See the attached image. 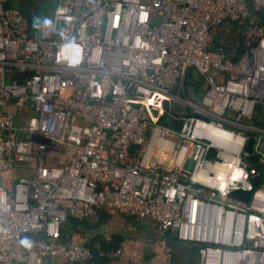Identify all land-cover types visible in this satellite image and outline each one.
I'll use <instances>...</instances> for the list:
<instances>
[{"label":"built area","instance_id":"obj_1","mask_svg":"<svg viewBox=\"0 0 264 264\" xmlns=\"http://www.w3.org/2000/svg\"><path fill=\"white\" fill-rule=\"evenodd\" d=\"M258 110L264 0H56L40 25L0 0V264L84 263L89 238L61 229L96 210L174 232L196 264H264Z\"/></svg>","mask_w":264,"mask_h":264},{"label":"crops","instance_id":"obj_2","mask_svg":"<svg viewBox=\"0 0 264 264\" xmlns=\"http://www.w3.org/2000/svg\"><path fill=\"white\" fill-rule=\"evenodd\" d=\"M34 7V14L42 13V5ZM81 223L69 228L67 239L89 238L91 258L82 264H196L199 260L197 246L179 242L172 231L162 233L148 220L96 210ZM46 264L70 263L48 259Z\"/></svg>","mask_w":264,"mask_h":264},{"label":"trees","instance_id":"obj_3","mask_svg":"<svg viewBox=\"0 0 264 264\" xmlns=\"http://www.w3.org/2000/svg\"><path fill=\"white\" fill-rule=\"evenodd\" d=\"M46 1H49V2L51 1L55 4L56 0H26V1H23L22 3H19V5H17L15 8H17L29 20L30 24L34 25V24H36V22L39 21V18L41 16V12L40 13L37 12L38 14H34L35 12L32 10V8L34 6H35L34 8H36V6H38V4L43 5V3H45ZM9 5H10V3H9ZM188 78L190 79L191 76H189ZM259 113H260V110H258L256 112L255 118L253 121H255V123L259 127H263L264 122L260 118ZM81 221L82 220L78 221V220H74V219L68 220L66 225L61 229L62 241H68L69 240V239H67V235H70L69 228H72L74 230L76 226L82 224ZM41 238H43V237H41Z\"/></svg>","mask_w":264,"mask_h":264},{"label":"rangeland","instance_id":"obj_4","mask_svg":"<svg viewBox=\"0 0 264 264\" xmlns=\"http://www.w3.org/2000/svg\"><path fill=\"white\" fill-rule=\"evenodd\" d=\"M23 1L26 0H9V3L11 6L16 7L17 5H19V3H22ZM55 8V4L53 2H49L46 1L43 5H42V13L41 16L39 18V23L37 24H47L46 21L48 23H50L52 21L53 18V11ZM190 81L192 83L191 86L185 85L184 86V90L182 92V95L190 100L193 99H200L202 97V93L200 92V90L197 88V78L195 75H192L190 78ZM248 126H252V127H258V125L255 123V121L253 122H249V123H245ZM264 127V126H263ZM260 141L262 144V150L264 151V134H261L260 136Z\"/></svg>","mask_w":264,"mask_h":264},{"label":"water","instance_id":"obj_5","mask_svg":"<svg viewBox=\"0 0 264 264\" xmlns=\"http://www.w3.org/2000/svg\"><path fill=\"white\" fill-rule=\"evenodd\" d=\"M165 122L167 124H170V120L169 119H166ZM178 126H179L178 123L173 124V128H175V129H177ZM30 140L35 141V142H39V143H44V144H47V145L50 144L49 141H47V140H45V139H43V138H41L39 136H36V135H32L30 137ZM253 144H254V138L250 137V139L248 140L247 146H246V151L249 154H252ZM255 159H256L255 156H251V161H255ZM190 167H191V163H190L188 169H190ZM259 182H260L259 179L255 180L254 186H257L259 184ZM185 184H187V183H185ZM249 195H250L249 192H245V191H234V192H232L230 194V196L232 198H235V199H238V200H241V201H244V202L248 201ZM175 236H176V234H175Z\"/></svg>","mask_w":264,"mask_h":264},{"label":"clouds","instance_id":"obj_6","mask_svg":"<svg viewBox=\"0 0 264 264\" xmlns=\"http://www.w3.org/2000/svg\"><path fill=\"white\" fill-rule=\"evenodd\" d=\"M46 23H48V22L46 21Z\"/></svg>","mask_w":264,"mask_h":264}]
</instances>
